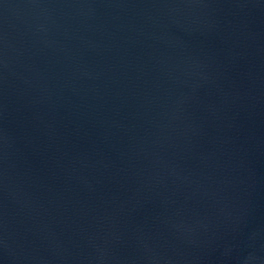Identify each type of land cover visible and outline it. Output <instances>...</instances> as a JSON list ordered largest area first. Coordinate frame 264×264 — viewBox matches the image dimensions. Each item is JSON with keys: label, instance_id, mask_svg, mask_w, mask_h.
<instances>
[{"label": "water", "instance_id": "water-1", "mask_svg": "<svg viewBox=\"0 0 264 264\" xmlns=\"http://www.w3.org/2000/svg\"><path fill=\"white\" fill-rule=\"evenodd\" d=\"M0 264H264V0H0Z\"/></svg>", "mask_w": 264, "mask_h": 264}]
</instances>
